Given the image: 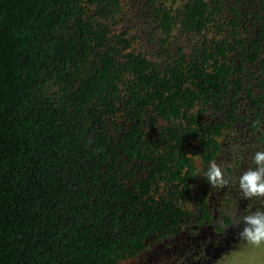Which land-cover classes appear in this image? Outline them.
<instances>
[{"label":"trees","instance_id":"obj_1","mask_svg":"<svg viewBox=\"0 0 264 264\" xmlns=\"http://www.w3.org/2000/svg\"><path fill=\"white\" fill-rule=\"evenodd\" d=\"M104 1L0 0V264H117L191 216L186 149L202 137L210 147V131H147L145 96L160 81L133 56L116 63L93 14ZM230 70L224 62L226 84ZM170 104L163 116L180 119Z\"/></svg>","mask_w":264,"mask_h":264},{"label":"flooded vegetation","instance_id":"obj_2","mask_svg":"<svg viewBox=\"0 0 264 264\" xmlns=\"http://www.w3.org/2000/svg\"><path fill=\"white\" fill-rule=\"evenodd\" d=\"M197 2L106 0L93 4L116 63L126 67L133 56L145 64L144 76L160 81L153 85L158 91L146 94L140 89L150 108L147 131L173 130L182 135L185 131L201 134L205 129L212 143L204 146L203 137L188 141L199 148L197 152L186 149L187 158L193 159V185L198 190L193 193L194 211L189 218L184 216L182 231L152 237L146 249L117 264H213L240 241L242 225H233L229 213L239 216L264 207L262 201L243 199L236 183L252 166L254 152L264 150V0H202L195 8ZM200 25L203 28L198 29ZM215 61H219L218 71ZM224 62L231 69L230 84L222 75ZM202 73L206 89L198 79ZM162 83L171 87L172 94L164 93ZM191 83L197 86L192 89ZM151 93L154 100H149ZM188 98L195 100L192 109L183 105ZM173 101H179L181 118L168 121L163 113L174 110ZM161 104L165 109L159 111L156 105ZM130 109L126 107L125 114ZM213 161L228 181L223 188H212L202 176ZM199 195L204 198L202 206L196 205Z\"/></svg>","mask_w":264,"mask_h":264},{"label":"clouds","instance_id":"obj_3","mask_svg":"<svg viewBox=\"0 0 264 264\" xmlns=\"http://www.w3.org/2000/svg\"><path fill=\"white\" fill-rule=\"evenodd\" d=\"M251 164L238 177V189L243 199L264 201V150L254 152ZM202 176L212 188H223L228 183L222 168L214 161L210 162ZM184 210L186 213L194 211L191 203ZM229 215L233 225H242L238 231L241 243L236 250L217 259L215 264H264V207L246 210L244 215Z\"/></svg>","mask_w":264,"mask_h":264},{"label":"rangeland","instance_id":"obj_4","mask_svg":"<svg viewBox=\"0 0 264 264\" xmlns=\"http://www.w3.org/2000/svg\"><path fill=\"white\" fill-rule=\"evenodd\" d=\"M262 203H263V206H264V201H262ZM240 243H241V242L239 241V242L233 244L232 247H231V249H230V251H228V253L231 252V251H233V250H236V248L238 247V245H239ZM213 264H215V262H214Z\"/></svg>","mask_w":264,"mask_h":264}]
</instances>
